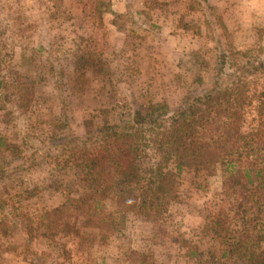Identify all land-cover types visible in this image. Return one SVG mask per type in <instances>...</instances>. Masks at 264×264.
Instances as JSON below:
<instances>
[{"label":"rangeland","instance_id":"1","mask_svg":"<svg viewBox=\"0 0 264 264\" xmlns=\"http://www.w3.org/2000/svg\"><path fill=\"white\" fill-rule=\"evenodd\" d=\"M202 2L0 0V74L6 76L0 88V138L28 152L70 132L82 136L105 120L119 122L149 101L175 108L184 96L211 84L222 50L264 51V0H208L213 22L221 18L223 23L216 31L207 25ZM79 55L95 62L81 90L73 84ZM17 76L33 82L27 108L18 107L10 94ZM10 159L0 146V164ZM73 180L71 172L56 173L45 159L0 180L5 204L0 229L6 227L0 234V264H139V255H125L130 251L146 255L150 264H246L243 252L221 255L227 223L213 218L221 206L219 169L184 167L175 199L154 216L123 212L115 188L101 207L102 214L119 219L118 225L101 243L98 229L87 228L93 235H84L93 238L82 248L72 235H44L47 227L40 218L64 201Z\"/></svg>","mask_w":264,"mask_h":264},{"label":"trees","instance_id":"2","mask_svg":"<svg viewBox=\"0 0 264 264\" xmlns=\"http://www.w3.org/2000/svg\"><path fill=\"white\" fill-rule=\"evenodd\" d=\"M201 6L207 10L211 31L223 26L221 18L213 22L215 15L208 0H203ZM2 34L4 31L0 29ZM2 48L0 43V53ZM94 66V59L88 56L75 58L73 84L77 90L88 83L87 73ZM5 77L0 76V88L5 87ZM32 83L20 76L10 82V94L18 99V107L27 108L32 101ZM249 114L252 118L246 129ZM0 146L11 155L9 161L0 164V180L34 167L42 159L56 173H72L74 180L66 189L64 201L43 212L40 218L47 227L44 235H72L78 248L93 238L84 235H93L86 231L89 227L98 229L95 235L100 234V243L115 230L119 219L102 214L101 207L115 188L119 193L117 205L123 212L154 216L163 214L175 199L184 167L207 173L219 169L223 174L221 206L213 218L218 223H227L222 240L226 246L221 255L243 252L246 264H264L262 50L257 54L252 49L232 46L222 50L211 84L199 93L184 96L175 108L165 102L149 101L145 109L133 108L119 122L105 120L92 125L82 136L70 132L57 143L28 152L18 143L3 138ZM170 163L174 164L173 168ZM4 207L0 197V208ZM254 208L255 213H251ZM75 211L83 216L74 214ZM4 223L1 219L0 228ZM0 234H6V227L0 229ZM136 254L141 258L139 264H150L141 253L130 251L125 255L135 259Z\"/></svg>","mask_w":264,"mask_h":264}]
</instances>
